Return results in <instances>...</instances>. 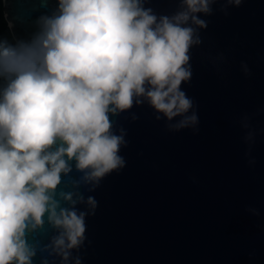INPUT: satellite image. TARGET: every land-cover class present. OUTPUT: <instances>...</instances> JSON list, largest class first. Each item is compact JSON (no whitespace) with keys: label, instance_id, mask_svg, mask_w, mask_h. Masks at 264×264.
Here are the masks:
<instances>
[{"label":"clouds","instance_id":"clouds-1","mask_svg":"<svg viewBox=\"0 0 264 264\" xmlns=\"http://www.w3.org/2000/svg\"><path fill=\"white\" fill-rule=\"evenodd\" d=\"M145 2L57 0L31 39L0 38V264H33L38 251L81 264L73 251L97 202L79 188L93 191L125 165V133L113 132L110 114L147 101L168 121L180 117L172 129L198 123L181 84L207 27L200 14H212L217 0H179L170 16ZM73 162L79 179L70 177ZM45 224L55 235L41 247L28 237Z\"/></svg>","mask_w":264,"mask_h":264},{"label":"water","instance_id":"water-1","mask_svg":"<svg viewBox=\"0 0 264 264\" xmlns=\"http://www.w3.org/2000/svg\"><path fill=\"white\" fill-rule=\"evenodd\" d=\"M3 5L14 39L29 40L57 0ZM145 7L170 16L179 0H146ZM200 18L207 27L189 52L191 79L181 84L198 123L172 129L180 117L168 121L147 101L110 114L113 132L125 133V165L93 191L79 188L97 202L84 244L73 251L81 264H264V0L238 7L217 0ZM80 175L73 162L70 177ZM53 235L45 224L28 239L42 247ZM44 258L61 264L44 251L33 264Z\"/></svg>","mask_w":264,"mask_h":264},{"label":"trees","instance_id":"trees-1","mask_svg":"<svg viewBox=\"0 0 264 264\" xmlns=\"http://www.w3.org/2000/svg\"><path fill=\"white\" fill-rule=\"evenodd\" d=\"M0 38L8 39L10 42L16 41L5 18L3 0H0Z\"/></svg>","mask_w":264,"mask_h":264}]
</instances>
